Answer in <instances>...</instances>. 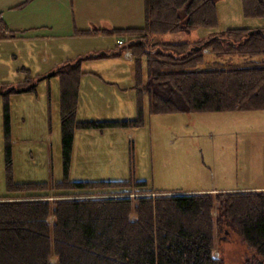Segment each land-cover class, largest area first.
<instances>
[{
	"label": "trees",
	"instance_id": "obj_1",
	"mask_svg": "<svg viewBox=\"0 0 264 264\" xmlns=\"http://www.w3.org/2000/svg\"><path fill=\"white\" fill-rule=\"evenodd\" d=\"M218 1L143 0L142 26L78 33L92 36L108 32L136 37L130 38L128 49L135 60L139 118L77 120L78 85L85 73L81 71V61L61 65L54 75L60 86L62 181L16 184L13 180L9 96L36 87L26 85L32 80L28 78L14 88L0 84L6 190L23 193L0 198V264H223L215 250L217 232L226 228L237 231L253 252L246 264H264L262 191L225 192L213 197L204 193L166 194L147 189L146 181H71L69 178L75 131L141 126L145 106L139 90L148 80L157 83L160 93H149L146 106L150 114L264 109V34L251 35L253 29L229 28L201 40L216 58L239 60L232 52L246 56L240 64L229 60L228 66L213 61L208 68H198L204 63L202 52L188 53L198 41L157 42L156 48L163 51L148 50L150 35L161 38L162 34L217 27ZM241 1L244 18H264V0ZM9 38L0 21V40ZM144 61L145 69L141 66ZM42 79L46 77L38 78ZM49 190L68 193L48 196L45 192ZM214 211H217L215 216Z\"/></svg>",
	"mask_w": 264,
	"mask_h": 264
},
{
	"label": "rangeland",
	"instance_id": "obj_2",
	"mask_svg": "<svg viewBox=\"0 0 264 264\" xmlns=\"http://www.w3.org/2000/svg\"><path fill=\"white\" fill-rule=\"evenodd\" d=\"M76 1L79 3L81 0ZM90 1L99 3L101 9L96 10L93 5L88 8L86 6V10L82 14L77 6V17H80L79 26L81 25L83 28L86 27L84 26L86 22L84 17L86 16L89 17L86 18L92 19L95 23L100 21L103 23L105 20L110 21L115 23V26L118 28H126L127 25L136 24L137 20H139L137 26H142L143 24V21L139 19L144 11L143 0H88V2ZM223 1L225 0H219L216 3L218 8H221L224 4ZM231 1H233V3L230 4V10L234 13V17L226 21H224V19L218 21L219 27L217 25L214 29L197 28L187 34L183 32L162 34L161 36L165 37L168 43L186 41L192 44L195 43L197 39L203 38V40H207L208 37L220 33L218 31L212 34L209 30H212V32L214 30L216 31V29L224 30L229 26L240 29L241 27H250L248 26L249 21L242 16L240 0ZM101 23H96V26L100 27ZM98 35L102 37L109 36L103 38V42H92L95 44L103 43V50L105 52L92 51L88 57L94 54L95 56L100 55L104 57L107 52H112L110 56L115 63L117 62L119 64L114 66L111 65L109 70L106 71L103 70L102 67L97 66V62H93V67L89 63H85L83 69L94 71L99 74L101 73L102 77H104V82L115 83L117 81H128V79L123 80L121 78L120 68L125 69V64L127 63H130L132 66L135 64V60L128 46L130 44V38L135 39L136 37L127 34L113 35L108 32ZM82 36L90 37V35ZM119 38L126 40L125 44L117 45V39ZM161 40L162 38L160 39L150 35L147 40L149 43L148 50L153 53L156 49L163 51L162 48H156L158 45H155L157 42L160 44ZM203 43L204 42L200 40V42L198 41L195 45L192 44L191 47L200 46ZM203 49L204 50L201 52L204 57V63L199 65L198 68H208L212 65L211 63L213 61L218 63L223 62L224 66H228L231 65L229 60H237L235 57L216 58L215 53H213L210 48L206 49L204 47ZM35 51L41 53V59L43 55L42 48H36ZM9 52L10 50L8 48L3 45L0 46V63L5 65V67L0 68L1 78L9 71V66L12 69L14 68V61L9 57ZM102 52H104L103 55L101 54ZM232 54L240 58L237 60V64H240V61L246 57L238 52H232ZM81 66L82 65H80V67ZM141 66L145 69L146 62H142ZM116 72V76L107 77L109 73L115 74ZM84 76L85 75L81 77L78 85V96L82 95V93H80L82 84H86V79H83ZM8 77L9 78L5 80H17L16 73L15 76L12 75V73L10 75L8 74ZM52 79V83L59 86L58 77L54 75ZM46 80L48 81V79ZM40 81L42 80L37 79L36 82ZM133 83H135V80H133ZM31 84L33 83L30 82L26 85ZM17 85L19 84H14L11 88L17 87ZM156 85V82L148 80L144 86L142 85L140 87V99L143 106H146L149 93L160 95L157 90L158 85ZM58 88H60V86ZM47 89H50V87ZM117 90L118 88L114 91ZM133 95L135 98L137 97L135 90L133 91ZM164 96H166V94H164ZM0 98L2 100L1 96ZM46 98L47 100L44 106L46 112L43 110H38V113L34 111L33 114L26 119L25 126L15 124V127L11 131L12 137H14L12 139V145L14 141H19L15 145V152H13L12 155L13 180L16 184L41 182L51 184L52 181L63 180L60 116L55 107L53 108L50 105L51 98L49 91ZM81 99L82 98H80L79 101ZM174 100H176L178 104L183 105L180 103L179 99L175 98ZM136 104L134 105L135 112L118 110L121 114L115 115L113 119H115V121L137 120L139 117ZM39 106H43V103L40 101ZM141 117L143 123L139 127L130 126L124 128L119 127L117 129H106L107 138L110 139L112 144H115L113 147L115 150L111 153L116 155L118 162H114L113 164L117 166L113 167L112 164L109 169L98 166L95 167L94 164L96 161L89 160L86 164H80L78 165L79 167L74 166V169L71 168L69 172L70 180H128L132 182L134 180H139L146 181L147 189L154 192H173L174 194L203 189L209 190L210 192L202 193L212 197L218 193L225 192H264V189H262L264 188V109L244 111L234 109L233 111L221 112L175 111L164 114H150L146 106L142 109ZM84 130L96 131L91 129ZM3 139L2 132H0V148H2ZM22 140L24 141L22 142ZM121 144L124 146L122 152L120 150ZM104 153L105 159L103 162L106 164L107 160L109 161L110 155L106 152ZM87 159H93V155L89 154V158L87 157ZM3 160L1 152L0 197L12 198L23 195V193L13 194L6 190L5 161L3 162ZM107 170H111V176H108ZM133 191L134 188L131 189V192ZM64 192L67 191L54 192L53 190H49L45 193L48 194V196H52L53 193H60L62 195ZM96 192L97 191H94V193ZM69 194L74 195L76 192H70ZM8 201L13 200L8 199ZM215 215H217V211H214L213 216ZM216 240L215 252L223 264H246L247 261H251L253 252L248 249L242 236L234 229L226 228L224 231L217 232Z\"/></svg>",
	"mask_w": 264,
	"mask_h": 264
},
{
	"label": "crops",
	"instance_id": "obj_3",
	"mask_svg": "<svg viewBox=\"0 0 264 264\" xmlns=\"http://www.w3.org/2000/svg\"><path fill=\"white\" fill-rule=\"evenodd\" d=\"M87 1V3H86ZM223 1L221 8L215 7L217 22L226 21L229 18L234 17V13L230 10V4L233 3L231 0ZM99 2V1H97ZM230 2V3H229ZM242 1L240 0V10H242ZM93 5L96 10L101 9L99 3L88 2V0H81L77 3L76 0H0V21L9 33V39L0 40V46H4L10 50L9 57L14 61V68H10L9 71L5 73V76L0 77V84L6 83L9 85L24 83L25 79H32L31 82L35 85L33 91H27L24 93L18 92L14 93L9 97L10 100V121H11V131L16 125L25 126L26 119H28L34 111L38 113V110H45V104L47 100L48 91L50 92L51 106L57 110L60 116V88L58 85H54L53 73L56 72L61 65L66 62L81 61L82 72L85 73L83 79H86V84H82L81 92L82 95L78 96V107L76 119L84 121H115L114 116L121 114L120 111L135 112V104L137 97L133 95L135 90V83H133V66L130 63L125 64V69L120 68V75L123 80L128 81H117V82H104L102 74L97 72H92L83 69L85 63H89L92 67L93 62H97V66L102 67L103 70L108 71L109 68L116 64L113 58L110 56L112 52L106 53L103 58L93 57L90 59L88 56L92 51H104L103 43L95 44L92 42H103V38L109 36H82L81 30H113L118 28L115 23L105 20L101 23L100 27L92 20L86 17V22L84 23L86 27L79 26V19L77 17L78 9L83 14L86 10L85 7H90ZM77 6L79 7L77 9ZM143 7V6H142ZM243 16V10H242ZM83 19V18H82ZM140 21H143L144 14L139 17ZM249 21L248 28L245 29H263L264 30V18L263 19H246ZM139 20H137L138 23ZM137 23L133 25H127L126 27L137 28ZM92 25V26H91ZM91 26V27H90ZM219 27V22H218ZM125 28V27H124ZM229 28L226 27L224 30L216 29L211 33L222 32ZM244 28V27H241ZM240 29V28H238ZM208 30V29H207ZM11 34V36H10ZM187 34V33H184ZM206 34V33H205ZM187 36V35H186ZM161 42L166 43V38L162 37ZM160 38V39H161ZM203 40L197 39L196 41ZM92 43V44H90ZM89 44V45H88ZM152 44V43H151ZM36 48H42V58L40 59V54L35 51ZM105 52V51H104ZM104 52L101 54L103 55ZM98 53V52H97ZM95 55V54H94ZM38 58V59H37ZM127 61V60H126ZM145 62V61H144ZM5 67L3 63H0V68ZM52 74H51V73ZM17 76L16 81H8V74ZM49 73V74H48ZM119 73V72H118ZM115 74L109 73L107 77L116 76ZM42 79L40 82H36L38 78ZM55 77H57L55 75ZM102 82H101V81ZM50 87V89H47ZM118 88L117 91H114ZM39 101L43 103V106H39ZM130 101V104H129ZM2 100L0 98V132L3 135V115H2ZM43 107V108H42ZM146 107V106H145ZM107 130H97L96 131H76L73 139V151L71 166L79 167L80 164H86L87 161H96L95 167H104L109 169L110 165L114 162H118L116 155L113 152L115 144L110 142L107 138ZM14 137H12L13 139ZM24 140H22L23 142ZM19 141L16 140L13 143L12 155L15 152V145ZM26 146L25 144H23ZM0 153L2 152V158L4 159V146L1 145ZM120 150L122 152V148ZM104 152L110 155L109 161L106 164L103 162L105 159ZM89 154L93 155V159L89 158ZM107 158V157H106ZM117 166L113 164V167ZM124 166V165H122ZM108 171V176H111V170ZM106 175V174H103ZM113 178V177H109ZM108 178V179H109ZM107 179V178H106ZM116 181V180H113ZM264 189V188H262ZM210 192L209 190H190L185 192L190 193H202ZM166 193V192H164ZM173 193V192H167ZM184 193V192H183ZM3 198V197H0Z\"/></svg>",
	"mask_w": 264,
	"mask_h": 264
},
{
	"label": "water",
	"instance_id": "obj_4",
	"mask_svg": "<svg viewBox=\"0 0 264 264\" xmlns=\"http://www.w3.org/2000/svg\"><path fill=\"white\" fill-rule=\"evenodd\" d=\"M252 33H262V34H264L261 30H252V31H250V34L252 35ZM205 45H206V42L203 43L200 46H196V47L191 48L189 52L192 53V52L200 51V50L203 49V47H205Z\"/></svg>",
	"mask_w": 264,
	"mask_h": 264
},
{
	"label": "built area",
	"instance_id": "obj_5",
	"mask_svg": "<svg viewBox=\"0 0 264 264\" xmlns=\"http://www.w3.org/2000/svg\"><path fill=\"white\" fill-rule=\"evenodd\" d=\"M119 44H123V42L122 41H119Z\"/></svg>",
	"mask_w": 264,
	"mask_h": 264
}]
</instances>
